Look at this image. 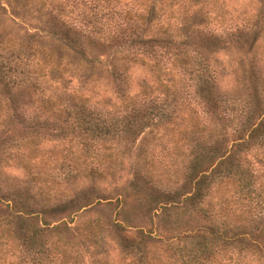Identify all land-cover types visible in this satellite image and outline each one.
Segmentation results:
<instances>
[{
    "label": "trees",
    "instance_id": "trees-1",
    "mask_svg": "<svg viewBox=\"0 0 264 264\" xmlns=\"http://www.w3.org/2000/svg\"><path fill=\"white\" fill-rule=\"evenodd\" d=\"M95 1L100 16L110 19L98 27V19L91 27L68 20L62 0H0V89L6 95L0 176L8 166L21 173L12 184L0 181V264H78L79 249L89 264H264V181L256 192L250 171L264 166V69L257 53L264 0H249L253 8L234 19L224 15L236 0ZM224 39L235 53L227 61ZM182 74L191 77L192 104L177 94ZM239 103L238 124L232 108ZM68 133L87 140L81 143L86 153L95 139L102 150L113 145L123 154L142 136L135 145L140 157L128 172L151 191L130 195L152 215L162 209L180 231L174 245L151 227L113 222L120 236L109 249L99 218L73 226L72 241L57 236L59 228L70 230L66 222L31 225L35 216L92 206L86 196L77 205V195L59 188L68 177L100 176L96 169L61 163L58 177H48L51 156L42 145ZM161 138L180 152L190 148L178 199V187L161 182L150 155L165 146L153 142ZM205 161L208 170H200ZM114 166L108 183L121 161ZM128 228H134L129 236L123 234ZM113 250L117 262L108 258Z\"/></svg>",
    "mask_w": 264,
    "mask_h": 264
},
{
    "label": "rangeland",
    "instance_id": "rangeland-1",
    "mask_svg": "<svg viewBox=\"0 0 264 264\" xmlns=\"http://www.w3.org/2000/svg\"><path fill=\"white\" fill-rule=\"evenodd\" d=\"M62 2L63 12L65 16L68 18V20H71L73 22H80V24L87 23L86 25L88 27H91L92 22L98 19L99 21L97 20L98 23L96 24V27H98L100 22L110 20L106 17L100 16L103 12V9L99 1L62 0ZM251 4L252 3H250L249 0H236L235 2L232 1L231 8L227 9L224 18H240L242 14L241 12L246 13L249 12L251 8H253V5ZM117 7L118 6L116 5L114 8ZM111 19H116V15H114ZM211 26L217 28L214 24ZM262 26L263 34L262 37L258 38L259 48L257 50V53L261 59V65L263 66L262 68L264 69V24H262ZM102 27L101 30H104V25ZM224 41H226L227 44L225 45V49L221 54V58L223 59V61H227L233 59L235 57V53L233 48H231V44H233L232 41L227 42V39H224ZM180 77L181 78H177V94L178 96H180V99L184 101L188 100L189 103L192 104L193 84L192 80L189 81L188 79L191 77L183 74ZM230 87L231 86L229 85L226 86L228 90H230ZM4 94V91L0 89V102H3L5 100L6 95ZM241 104H234L232 108L233 110H235L233 112L235 113L234 117L236 118L234 122L238 124L242 120V116H238L240 112L239 107L242 106ZM225 107L228 110L231 109L230 105H227ZM224 113L230 114L231 111L230 113L224 111ZM2 117L0 115V121L2 120ZM7 133L9 135V132ZM70 137L71 141L70 143H67V138ZM141 137L142 136L140 135L136 136L133 139V146L131 147V149L125 150L123 154L117 152L113 145H109V148L107 145V149L102 150L101 147H97L95 145V139H92L91 141L93 146L89 147L92 152L89 150L86 153L84 151L86 149L81 146V143L87 140H82L81 136H75L74 134L70 133H68L67 137L62 141L57 137H51L52 140H50L49 142H45L42 145L43 147H46V149H48L49 152L47 154L51 156V160L48 163L49 179L58 177L60 172L58 167L61 165V163L64 165H69L70 167L76 166L79 169L84 168V170H87L91 167L93 169H96V171L100 173V176L90 174V177L80 178V175L73 178L68 177V179L62 180L65 185H62L59 188L60 190L64 188L65 190H68L67 194L69 196L71 194L77 195V197L79 198L78 202L76 203L77 205L81 204L85 199L84 196H86V198H89L88 201L91 202L92 206L89 205L83 207L78 212H75L73 214V208L68 207L64 211L45 213L37 217L35 216L33 221L31 222V225L42 226L41 223L43 222L50 225H61L59 224L60 222H66L67 227H69L70 230L59 228L57 236L66 237L68 241H72L75 235V230H71L73 226L81 227L84 223H86V221L92 220L94 218H99L104 225L103 235L105 241L109 246V249L110 247H116L118 236H120V233H118L117 235V233L113 231V222L122 226H142L144 229L151 227L152 230H156V232L160 234L163 241H169V243L174 245L177 242V239L180 238L181 234L179 233L180 231H177L178 229L176 227L172 226L164 220L165 215H163L162 209L156 208L157 210L152 215L150 210H146L145 207H142L139 204L137 205V203H135V197H131L130 195L135 189H138L140 191L144 190L147 192L151 191L148 185H144L140 179L131 175L132 171L128 172L129 168H131V170L135 168L134 165L140 157V152L139 150L135 149V145L139 141H141ZM146 137L149 138L150 136ZM157 141L163 142L165 146L161 145L152 148L150 155L152 156L153 164L156 167V171L160 174L161 182H166L168 184V186L166 187H170V189L178 187V199L180 198V194L182 193L180 187L185 182L184 172L188 171L186 169V155L190 148L185 149V146H182L180 147V152L175 148H172L173 145L163 138H161L160 140L153 139V142ZM9 142L12 144L11 140ZM162 146L166 149H163ZM62 148H64V150H62V152L60 153V149ZM6 150L7 149H4L3 151L6 152ZM6 154L3 153L4 156ZM8 155L10 156L8 157L10 159L7 160V164H12L13 160L11 157L13 156V152L9 150ZM62 155H65V157H61ZM118 160L121 161V170L117 172L115 182L108 183L109 177L107 172L108 170H111L113 168L117 169L116 166H114V163L118 162ZM169 164H172V166H168ZM208 165V161H205L200 170L207 171ZM250 171L252 173V178L255 179L254 189H257L258 183L261 184L264 181V166L260 167L256 164H253ZM20 174L21 173L18 170H15L12 166L5 167L1 170L0 181H5L9 184H12L16 179H21ZM194 176L195 175H193L192 177ZM208 179L209 178H207V180ZM191 185H193V181L189 182V184L185 186L183 190L185 192L189 191ZM216 185L214 181L207 186V194L206 196H204V202L215 190ZM164 189L166 190L167 188ZM258 191L259 190L257 189L256 192ZM203 201L202 203H204ZM189 226L191 227L192 225ZM133 230L134 228H130L129 230H127V232H123V234L129 236L130 232ZM164 243L161 245L157 242L155 245L163 248L165 246ZM155 251L158 252L159 249H156ZM79 252L80 256H78V264H89L87 254L80 249ZM108 258L110 262H117L119 258L117 250L108 251Z\"/></svg>",
    "mask_w": 264,
    "mask_h": 264
}]
</instances>
